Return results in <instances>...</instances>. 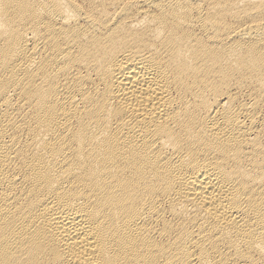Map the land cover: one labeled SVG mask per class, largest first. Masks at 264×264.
I'll list each match as a JSON object with an SVG mask.
<instances>
[{
  "label": "bare ground",
  "instance_id": "6f19581e",
  "mask_svg": "<svg viewBox=\"0 0 264 264\" xmlns=\"http://www.w3.org/2000/svg\"><path fill=\"white\" fill-rule=\"evenodd\" d=\"M0 264H264V0H0Z\"/></svg>",
  "mask_w": 264,
  "mask_h": 264
}]
</instances>
